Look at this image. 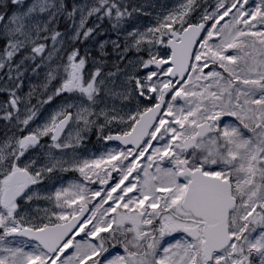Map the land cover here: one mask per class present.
I'll return each mask as SVG.
<instances>
[{"label": "snow or ice", "instance_id": "snow-or-ice-1", "mask_svg": "<svg viewBox=\"0 0 264 264\" xmlns=\"http://www.w3.org/2000/svg\"><path fill=\"white\" fill-rule=\"evenodd\" d=\"M11 3L16 10L0 12L7 37L0 70L7 69L15 89L25 61L33 72L47 71L23 97L10 90L0 116L27 130L0 141V264H264V0H215L196 22L192 13L201 5L185 0L155 27L127 32L126 49L148 56L138 62L145 74L131 78L148 105H137L127 119L115 109L111 116L94 111L105 77L100 67L86 72L79 49L54 63L64 60L58 55L64 42L49 25L64 5ZM135 11L122 0H96L79 9L73 39L94 32L86 27L93 15L118 27ZM57 79L58 87L37 102L64 93L76 99L31 128L33 94L37 87L46 93ZM101 115V129L116 125V134L110 129L103 138L119 145L97 159H64L73 146L66 142L71 133L61 140L69 122L87 129ZM45 137L51 143L41 146ZM37 146L47 148L42 160L30 154ZM56 170L76 171L79 180L42 197L52 208L25 211L27 202L41 199L33 186Z\"/></svg>", "mask_w": 264, "mask_h": 264}, {"label": "rangeland", "instance_id": "rangeland-1", "mask_svg": "<svg viewBox=\"0 0 264 264\" xmlns=\"http://www.w3.org/2000/svg\"><path fill=\"white\" fill-rule=\"evenodd\" d=\"M5 1L9 0H0L1 3H4ZM32 2L33 0L25 4H30ZM55 2L63 4V0H55ZM183 2H185V0H122V3L128 6V10L130 12H132L133 9H136V11L133 12L131 17H129L121 26L118 27H114L115 21L107 17L97 19L96 15H93L92 17L88 18L86 27L94 28V32L92 33L93 35H90L87 39H84L81 36L80 41H89L95 35L93 38L94 41L97 42V44L93 48H91L96 52V56L91 57V60L86 57L88 60V63L86 65V72L94 71L96 68V64L98 65L97 67H99L100 60L97 59L98 56L107 57L108 54H113L115 56L110 57L109 62L111 64L113 62H117L118 64V66L114 68L110 66L111 69L107 68L106 71L101 69L102 75L105 77V87L101 89L99 96L97 97L96 104L94 105V111L100 112L101 110H103L109 116H111L113 114V109H115L118 116H123L125 119H127V114L134 111L137 105H139L141 109L144 106L148 105L147 97H138L134 90V85L131 83V78L143 76L145 74V71L140 68L138 62L141 58L146 60L148 56L146 51L144 50L138 52L131 46L126 49V34L133 29L144 31L147 28L155 27L157 25L158 18L162 19L165 15L173 11L178 7V5ZM95 3L96 0H75L74 8H77V12L74 17V19L77 17L75 20V25H78L79 22V9L83 8L87 10L88 7L94 5ZM197 3L200 4L201 7L197 8L196 11L192 13L193 22H196V20L201 15V8L207 7L208 10L211 11L210 6L214 5L215 0H197ZM14 10H16V8ZM71 19L72 18H69L67 24H70ZM39 20L41 22L46 21L47 15L40 14ZM103 22L108 28L110 24L109 32H106L104 29L97 30V28L101 26ZM88 23L91 25H89ZM49 27H51V25H49ZM56 31L60 32L62 31V29L60 27H57ZM98 34H103V36L100 37L99 40ZM0 37H6L2 29L0 30ZM61 38L63 39V37ZM113 42H116L119 46H114ZM46 43L51 46L50 40ZM128 44L130 45V41H128ZM75 49H79L80 55L82 56H86V54L88 53L87 47L86 50H82L81 46ZM2 52L3 51H0V53ZM160 54L164 55V52H161ZM21 59H23V56L15 58L16 62ZM56 62V59H54V63ZM109 62L107 61L106 64L109 65ZM33 66L34 65L32 61H28V63L27 61H25V70L23 71V73H27L29 76H36L38 74L41 80L40 82L35 80L31 84L28 82L22 83L21 91L16 90L17 94L21 97L26 95L33 85L39 86L40 84H42L45 78L44 74L47 71V68L41 67L33 72ZM109 73H111L112 75L109 76ZM22 81H24V74L22 76ZM56 81L57 80L52 81L46 93L41 94L42 90L37 87L35 93L33 94L34 99L32 100L33 97L31 98V105L35 106L36 115L33 121L30 123L31 128H35L37 125H42L48 122L50 117L60 108L61 105H63L66 101L76 99L75 95L66 93L65 96H54L52 101L49 103L39 104L37 102L38 99L46 100L47 95H50L55 90L54 86L56 84ZM12 83H14V81L9 80L7 69L0 70V86H2L0 87V89L5 93L6 91L10 92V90L7 88V84L10 85ZM53 83L55 84L53 85ZM8 99L9 95L7 100ZM7 100H5L4 102L0 100V116L4 115L3 108L7 107ZM20 107L21 111L23 112V105H21ZM92 119H96V125H91L87 129H84L83 125L77 126L73 124V122H71V125L62 137V141L64 140L65 136H68L69 133H71L72 140L66 142L71 143L73 146L72 148L64 150V152L67 153V155L64 156V159H68V157L72 154L77 155L80 159H97L102 154H105L108 150L117 147L114 144L107 142L103 138L105 135L109 134L110 129L111 133H115L116 125L110 124L101 129L99 125L104 123V116L101 115L98 118L92 117ZM25 132H27V130H25ZM77 132H79V135L81 137L79 142H76L75 140ZM21 133L22 131H18V129L14 130L6 137V139L11 138L14 135L21 136ZM43 139L40 142L41 146L50 144V142H46ZM4 140L5 138L0 137V141ZM41 146L30 149V154L33 157H40V159L42 160L44 157V153L47 152V148ZM55 153L58 156L61 155L60 150H55ZM163 166L167 167L168 165L165 162ZM64 167L68 168L69 165L65 164ZM68 172L72 173L69 174ZM68 172L65 171L66 177H68L65 178L63 175V171L56 170L53 174L51 173L49 176L44 177L39 184L33 186L34 190L39 194L41 199L34 198L32 201L27 202V204L24 206V210L29 213H33L34 209H36L37 207L52 208V203L50 201L42 199V197L54 193L58 189L59 185H61V188L67 187L69 182L79 180L78 172L72 170H69Z\"/></svg>", "mask_w": 264, "mask_h": 264}, {"label": "trees", "instance_id": "trees-1", "mask_svg": "<svg viewBox=\"0 0 264 264\" xmlns=\"http://www.w3.org/2000/svg\"><path fill=\"white\" fill-rule=\"evenodd\" d=\"M12 9V5H11V2H9V1H6V2H4V3H1L0 2V12H8V10H11ZM3 133L4 132H2L1 134H0V136L2 137V138H4L5 137V134L3 135Z\"/></svg>", "mask_w": 264, "mask_h": 264}, {"label": "flooded vegetation", "instance_id": "flooded-vegetation-1", "mask_svg": "<svg viewBox=\"0 0 264 264\" xmlns=\"http://www.w3.org/2000/svg\"><path fill=\"white\" fill-rule=\"evenodd\" d=\"M75 29H76V27L73 28V30H75ZM71 35H73V37H74L75 32L71 33ZM88 186L91 187V188H95V187H96L95 184H91V185H88ZM81 235H83V234H81ZM79 238H80V237H78V239H79Z\"/></svg>", "mask_w": 264, "mask_h": 264}, {"label": "water", "instance_id": "water-1", "mask_svg": "<svg viewBox=\"0 0 264 264\" xmlns=\"http://www.w3.org/2000/svg\"><path fill=\"white\" fill-rule=\"evenodd\" d=\"M24 1V0H23ZM66 128V127H65ZM65 130V129H64ZM63 133V132H62Z\"/></svg>", "mask_w": 264, "mask_h": 264}]
</instances>
